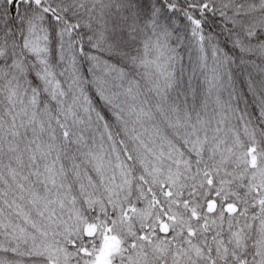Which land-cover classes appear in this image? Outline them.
<instances>
[{"label": "snow or ice", "instance_id": "1", "mask_svg": "<svg viewBox=\"0 0 264 264\" xmlns=\"http://www.w3.org/2000/svg\"><path fill=\"white\" fill-rule=\"evenodd\" d=\"M0 264H264V0H0Z\"/></svg>", "mask_w": 264, "mask_h": 264}]
</instances>
